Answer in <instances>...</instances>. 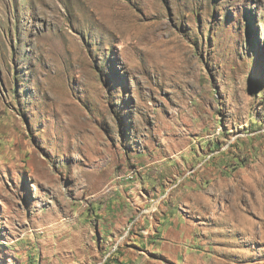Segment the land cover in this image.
<instances>
[{
	"label": "rangeland",
	"instance_id": "obj_1",
	"mask_svg": "<svg viewBox=\"0 0 264 264\" xmlns=\"http://www.w3.org/2000/svg\"><path fill=\"white\" fill-rule=\"evenodd\" d=\"M0 264H264V0H0Z\"/></svg>",
	"mask_w": 264,
	"mask_h": 264
},
{
	"label": "bare ground",
	"instance_id": "obj_2",
	"mask_svg": "<svg viewBox=\"0 0 264 264\" xmlns=\"http://www.w3.org/2000/svg\"><path fill=\"white\" fill-rule=\"evenodd\" d=\"M114 23V22H113Z\"/></svg>",
	"mask_w": 264,
	"mask_h": 264
}]
</instances>
